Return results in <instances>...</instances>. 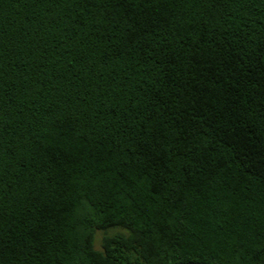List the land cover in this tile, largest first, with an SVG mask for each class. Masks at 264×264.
Listing matches in <instances>:
<instances>
[{
	"label": "trees",
	"instance_id": "obj_1",
	"mask_svg": "<svg viewBox=\"0 0 264 264\" xmlns=\"http://www.w3.org/2000/svg\"><path fill=\"white\" fill-rule=\"evenodd\" d=\"M264 264V0H0V264Z\"/></svg>",
	"mask_w": 264,
	"mask_h": 264
},
{
	"label": "water",
	"instance_id": "obj_2",
	"mask_svg": "<svg viewBox=\"0 0 264 264\" xmlns=\"http://www.w3.org/2000/svg\"><path fill=\"white\" fill-rule=\"evenodd\" d=\"M175 264H211V263L200 262V261H188V262H181V263H175Z\"/></svg>",
	"mask_w": 264,
	"mask_h": 264
}]
</instances>
